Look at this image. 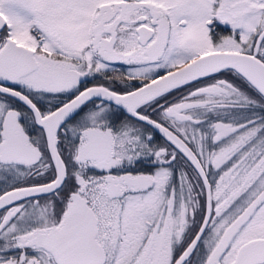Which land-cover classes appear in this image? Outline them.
<instances>
[{"label": "snow or ice", "instance_id": "6c2138e0", "mask_svg": "<svg viewBox=\"0 0 264 264\" xmlns=\"http://www.w3.org/2000/svg\"><path fill=\"white\" fill-rule=\"evenodd\" d=\"M0 264H264V0H0Z\"/></svg>", "mask_w": 264, "mask_h": 264}]
</instances>
